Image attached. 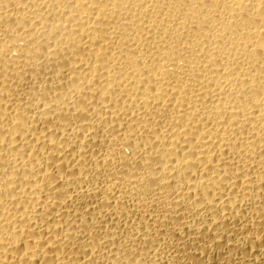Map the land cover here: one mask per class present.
<instances>
[{
	"label": "bare ground",
	"instance_id": "obj_1",
	"mask_svg": "<svg viewBox=\"0 0 264 264\" xmlns=\"http://www.w3.org/2000/svg\"><path fill=\"white\" fill-rule=\"evenodd\" d=\"M0 264H264V0H0Z\"/></svg>",
	"mask_w": 264,
	"mask_h": 264
}]
</instances>
